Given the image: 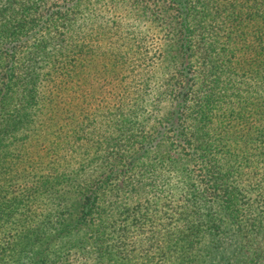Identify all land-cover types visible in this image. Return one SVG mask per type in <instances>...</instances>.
Instances as JSON below:
<instances>
[{"label":"trees","instance_id":"16d2710c","mask_svg":"<svg viewBox=\"0 0 264 264\" xmlns=\"http://www.w3.org/2000/svg\"><path fill=\"white\" fill-rule=\"evenodd\" d=\"M243 1L0 0V264H75L78 229L92 264H264V0ZM109 3L132 20L100 24Z\"/></svg>","mask_w":264,"mask_h":264},{"label":"rangeland","instance_id":"374dc122","mask_svg":"<svg viewBox=\"0 0 264 264\" xmlns=\"http://www.w3.org/2000/svg\"><path fill=\"white\" fill-rule=\"evenodd\" d=\"M241 2L243 0H240ZM246 0L243 1V4ZM254 1V0H251ZM130 4H126L123 7H126L128 10L130 9L129 7ZM98 18V22L100 24H107V28L112 26L115 20L120 21L122 23H124L125 21H131L132 20V16L129 15V12H126L124 8H121L119 5H111V3L106 4V6H101L97 9L96 12H94V15H92ZM143 30L147 29V26H143L142 27ZM224 33H221V36L224 39ZM216 35L215 33H211L208 36L209 40H215ZM164 40L162 39V35L155 33V32H151L149 34H147V36H145V44L146 47H144V58L147 59V61L149 62L150 65H156L157 63H159L160 59H159V54H161L162 52V44H163ZM104 86L103 82H97L96 83V87L99 90L100 87ZM109 89V87H108ZM103 93V94H101ZM101 93H97L96 91L93 92V95H96L98 97L99 95H105L106 97V93L107 92H101ZM110 103L114 104L117 100L113 99L110 100L109 98H107ZM99 98H97L96 101H98ZM97 104H100V102H98ZM90 109L87 110L86 113H90ZM91 119H87V125L90 127H93L92 124H90ZM176 147H178V149H180V147L177 145ZM177 178L174 177L172 178L170 181H167L165 183H163L162 185V189L163 191L166 192H171L173 191V186L176 184ZM153 190H156V188H154ZM173 199V198H172ZM176 199V197H175ZM174 204V202H173ZM166 221V220H165ZM168 221V219H167ZM74 234L76 235V237H72L69 239L68 242L63 241L64 246H66V249L62 252L65 254L66 258H70L71 260H74L75 264H92L96 258H95V253H94V249H93V245H89L86 244L85 240L87 238H91L90 233H86L84 229H78L76 232H74ZM85 236V237H84ZM95 238V236H94ZM82 239V240H81ZM57 241H61V240H57ZM80 241V242H78ZM82 241V242H81ZM56 240H54V242L51 244V248L48 250L49 253V257L53 256L54 254H57V256H61V250L59 249L57 244H56ZM205 244V241L202 242V244L200 246H198V248H202ZM222 255H218V259H215V263H218L219 259H221ZM52 260V259H51ZM124 264H127V261H124ZM132 264H145V261H136ZM169 264V263H167Z\"/></svg>","mask_w":264,"mask_h":264}]
</instances>
